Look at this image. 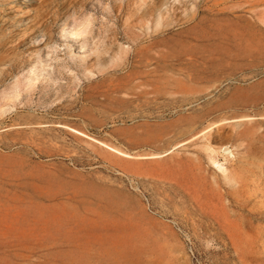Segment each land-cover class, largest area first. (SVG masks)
Here are the masks:
<instances>
[{"label":"rangeland","instance_id":"1","mask_svg":"<svg viewBox=\"0 0 264 264\" xmlns=\"http://www.w3.org/2000/svg\"><path fill=\"white\" fill-rule=\"evenodd\" d=\"M0 264H264V0H0Z\"/></svg>","mask_w":264,"mask_h":264},{"label":"crops","instance_id":"2","mask_svg":"<svg viewBox=\"0 0 264 264\" xmlns=\"http://www.w3.org/2000/svg\"><path fill=\"white\" fill-rule=\"evenodd\" d=\"M178 85H181V87L180 86H178L177 88H178V91H180L182 94H184V95H187V96H189V95H195V92L196 91H193L192 89H190L189 87H188V85H189V82H182L181 84H178ZM202 92H204V90H202L201 91V93ZM102 155L105 157V159L106 160H108V161H113V157L111 156V155H107V154H105V153H102Z\"/></svg>","mask_w":264,"mask_h":264},{"label":"bare ground","instance_id":"3","mask_svg":"<svg viewBox=\"0 0 264 264\" xmlns=\"http://www.w3.org/2000/svg\"><path fill=\"white\" fill-rule=\"evenodd\" d=\"M118 154H120V155H123V156H125V157H131L130 155H128V154H125V153H123V152H121V151H119V150H115Z\"/></svg>","mask_w":264,"mask_h":264}]
</instances>
